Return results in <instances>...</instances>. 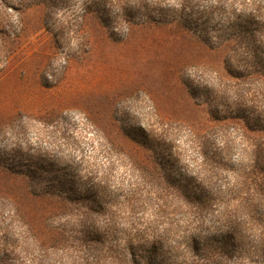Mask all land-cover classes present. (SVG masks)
<instances>
[{
	"label": "rangeland",
	"instance_id": "rangeland-1",
	"mask_svg": "<svg viewBox=\"0 0 264 264\" xmlns=\"http://www.w3.org/2000/svg\"><path fill=\"white\" fill-rule=\"evenodd\" d=\"M261 114L264 0H0V264H193L226 230L213 208L117 204L199 181L225 137L223 189ZM242 234L199 264H264Z\"/></svg>",
	"mask_w": 264,
	"mask_h": 264
},
{
	"label": "trees",
	"instance_id": "trees-1",
	"mask_svg": "<svg viewBox=\"0 0 264 264\" xmlns=\"http://www.w3.org/2000/svg\"><path fill=\"white\" fill-rule=\"evenodd\" d=\"M260 7L254 9L259 10ZM243 32L250 34L246 25H239ZM249 118V117H248ZM264 122V114L260 116ZM261 119L244 122L240 138L242 143L241 158L235 167H232L230 182L223 189L213 190V187L206 185L204 180L206 172L217 173L221 167L226 166L228 161L227 139L223 137L219 145H213L209 153L205 151V143L200 145V152L203 154L201 160V171L199 181L193 178H186V182L167 183L164 186H157L154 196H151L150 188L142 184H134L128 187L129 191L122 201H119V210L137 211L146 207L153 210L152 221L159 218L162 213L171 212L176 214L182 212L188 214H200L207 208L216 214L218 222L226 229L217 240V245L208 247L203 245L202 255L192 260L193 264L199 262L211 263L213 260L209 252L218 247L226 251L231 249V240L236 235L243 238L242 228H252L258 233V243L264 245V125ZM262 122V121H261ZM222 155H225L223 158ZM143 167L144 172H148ZM157 192V193H156ZM153 222L150 221V224ZM219 249L221 253L225 250ZM4 264V263H1Z\"/></svg>",
	"mask_w": 264,
	"mask_h": 264
}]
</instances>
